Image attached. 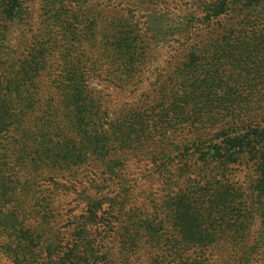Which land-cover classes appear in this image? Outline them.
<instances>
[{
	"label": "rangeland",
	"instance_id": "1",
	"mask_svg": "<svg viewBox=\"0 0 264 264\" xmlns=\"http://www.w3.org/2000/svg\"><path fill=\"white\" fill-rule=\"evenodd\" d=\"M25 1L30 18L24 23L11 24L6 37H0V60L6 61L14 56L18 66L29 59L37 46L42 50L45 47L51 49L48 51L50 53L45 52L47 63L37 79L39 86L30 85V93L22 96L24 100L27 97L24 104L32 106L29 112L26 111L29 116L22 118V129L28 126L30 119L35 120V106L47 111L50 116L61 114V88L65 86L66 73L72 66L71 60H77L78 57L83 66H87L84 69L90 70L86 75L88 88L94 90L92 98L104 106L102 112L106 111L105 119L111 131L131 121L132 111L143 115L146 110L149 116L151 109L162 102L167 104L172 101V95L177 96V89L191 93L187 101L192 100L190 104L196 105L194 109L189 106L187 110L186 106L181 113L171 114L179 120L180 125L174 121L172 126L151 128V132L140 143L133 142L135 146L145 144L140 151L134 149L132 144L123 151L120 133L116 135L119 140L114 137L116 140L110 152H103L104 156L100 155V160L93 157L94 161H91L90 157L86 164L80 166L53 170V174H50V170L36 174L33 194L40 202L48 203L50 226L57 229L65 227L66 214L74 208L75 213L80 212L75 201L77 195L95 181L98 185L107 186L101 194L114 200L112 207L106 205L98 214L104 224L93 229L92 234V241H98L101 246L100 254L111 259V264H153L152 260L163 264V259L243 264L240 260H246L247 254H250L248 264H264V219L260 216L255 217L249 226L250 240L239 247H233L228 239L223 238L214 245L204 247L183 243L175 228V210L179 200H187L189 204L206 194L201 188L214 192V187L221 184L235 186L248 193L257 177L256 164L253 159L249 160V156L229 161L216 155L207 161L206 154H209L210 147L198 152L194 140L197 137H202L204 141L214 138L229 121V112L238 122L251 116L258 120L261 129L264 127L261 123L264 114V0H260L258 6L252 9L243 10L241 14L236 13L214 22L205 20L206 5L212 0H162L147 5L135 0L132 3L64 0L72 25L75 22L71 12L76 10L84 22L104 18L96 28L93 23V31L88 32L91 45L85 51L84 48L72 52L66 49L68 40L63 35L57 30L51 33V28H47L48 17L53 14L49 12L60 7V0ZM109 4L116 5L110 9L112 13L106 9ZM4 5L8 6L4 0H0L1 19H5ZM126 11H132L130 17L141 28H148V20L144 17L157 14L156 23L160 31L147 35L144 42L146 50L139 51L136 56L139 66L136 80L133 81L135 86L130 85L121 91L118 87L122 81L114 78L123 79L125 73L112 75L118 65L110 57L102 55L98 28L101 23L113 21L110 18L112 15L126 18ZM188 24L191 34L185 42L184 37L178 36L177 32L187 30ZM51 40L55 44L50 43ZM32 83L34 81L28 84ZM216 105H221L216 119L218 124L197 122L207 120L205 117L212 115L210 111ZM238 105L239 109L236 110ZM226 107L228 110H224ZM13 108H19L18 101H14ZM64 115L63 111L60 117L57 116L63 133L66 125ZM187 117L200 124L192 127L183 123ZM84 129L86 138L93 141L95 135L92 128ZM65 133L69 134V131L65 130ZM147 136L153 139L150 143H147ZM72 137L77 140L76 136ZM121 153H124L123 156ZM120 156L125 160L123 178L110 179L105 176L107 164ZM208 199L207 195L202 201ZM190 209L195 211L192 207ZM144 222L162 228L158 234L159 247L156 249L144 248L145 242L147 244L145 237H141L137 245L132 244L135 235L128 236L126 233L128 227L136 225V230L140 231L139 226L144 227ZM214 228L227 229V224H223V227L215 224ZM0 260L2 264H11L1 255Z\"/></svg>",
	"mask_w": 264,
	"mask_h": 264
},
{
	"label": "trees",
	"instance_id": "2",
	"mask_svg": "<svg viewBox=\"0 0 264 264\" xmlns=\"http://www.w3.org/2000/svg\"><path fill=\"white\" fill-rule=\"evenodd\" d=\"M116 1L133 2V0ZM135 1L147 5L153 2L159 3L162 0ZM259 1L212 0L206 5L205 20L210 22L224 20L236 13H243V10L258 6ZM4 3L8 6L3 7L5 19H1L2 15H0V37L2 38L6 37L11 24L24 23L30 18L25 0H4ZM59 3L60 7L49 12L53 14L48 17L47 28H51V33L57 30L68 40L66 49L69 52L84 48L85 51L91 45L88 41V32L93 31L92 24L94 23L96 28L104 18L99 21L88 19L84 22L80 20L76 10L71 12L72 20L75 22L72 25L71 21L69 22V12L64 6V0H60ZM76 5H74L75 8ZM115 6L109 4L106 9L112 13L110 9ZM77 9L79 10L78 6ZM125 13L126 18L112 15L110 18L113 21L101 23L98 28L102 55L110 57L115 61L113 63L118 65L112 75L125 73L123 79L114 78L122 81V85L118 87L121 91L135 84L133 81L136 80L139 66L136 56L139 51L146 50L144 42L147 35L150 32L157 34L160 31L156 23L157 14L152 13L144 17L148 20V28H141L130 17L132 11ZM189 25L187 30L177 32L178 36L184 37L185 42L191 34ZM50 43L55 44L53 40ZM50 49L45 47L42 50L40 46H37L29 59L18 66L14 56L6 61L0 60L2 66L0 70L2 73L0 76V255L11 264H111V259L100 254L101 246L98 245V241H92L93 229L104 224L98 214L106 205L112 207L111 203L114 201L113 198L108 199L101 194L107 186L98 185L94 181L82 190L75 200L78 202L77 208L80 212L75 213L76 208L71 210L64 218L66 226L57 229L50 226L51 212H49L48 203L40 202L34 197L36 174L46 170H50V174H53V170L71 168L72 165L80 166L86 164L90 157L91 161H94L93 157L100 160L103 152H110L113 141L119 140L116 135L120 133H122L123 151L128 150L131 144L134 149L140 151L145 144L135 146L133 142L140 143L142 138H145L144 136L154 128H160L163 125L172 126L174 121L179 124V120L171 114L181 113L186 106L187 110L189 106L194 109L196 105L190 104L192 100L187 101L191 93L177 89V96L172 95V101L167 104L162 102L151 109L149 116L146 110L143 115L132 111L129 118L132 119L131 121L120 125L117 130L113 129L116 131H111L106 123V111L102 112L104 106L92 98L94 90L88 88L86 75L90 70L84 69L87 66H83L78 57L77 60H71L72 66L66 73L65 86L61 88L63 100L59 113L63 114L64 111V119H66L64 128L70 135L65 133V130L63 133L57 122V116L60 117L61 114L50 116L47 111L36 106L33 112L35 120L30 119L28 126L22 129L20 126L24 123L22 118L29 116L28 109L32 108L30 104H24L27 97L24 100L22 96L30 93V85L39 86L37 79L42 75L47 63L45 52L50 53L48 52ZM33 81L34 83L28 84ZM14 101L19 102V108H13ZM220 106L216 105L212 108L210 111L212 115L205 117L207 120L197 122L218 124L219 121L216 119L220 114L218 113ZM247 107L250 108L248 105ZM237 109L239 105L236 106ZM224 110H228V107ZM230 113L226 126L222 127L214 138L204 141L202 137H197L194 140V146L197 147L198 152L210 147L209 154H206L207 161L209 157L214 158L216 155L229 161H237L249 156V160L253 159L256 164L257 177L248 193L243 192L241 188L221 184L214 187V192L201 188L200 190L206 194L189 204L187 200H179L175 210V228L180 233L183 243L189 242L204 247L214 245L223 238L228 239L233 247H239L250 240L249 226L255 217L260 216L264 219V127L261 129V126L257 124L258 120L254 117L248 116L247 120L238 122ZM261 117V123L264 124V114ZM197 122L187 117L183 123L195 127L200 124ZM86 127L92 128L95 135L93 141L91 138L90 140L86 138L87 133L84 131ZM72 136H76L77 140ZM147 140V143H150L153 139L147 136ZM124 153H121L122 156ZM122 156L112 159L107 164L105 176L110 179L123 178L125 160ZM207 195L209 199L202 201ZM190 207L195 211H191ZM216 216L220 217L216 218ZM143 224L144 227L139 226L140 231L136 230L138 225L127 228L128 236L135 235L132 244L137 245L141 237L142 239L145 237L147 244L145 242L144 248L150 250L158 248L160 238L158 234L162 232V228H158L151 222ZM215 224H221V227L227 224V229L217 230L214 228ZM249 257L250 254H247L246 260L240 261L248 264ZM162 261L163 264H207L167 259ZM152 262L158 264L157 260ZM0 264H2L1 260Z\"/></svg>",
	"mask_w": 264,
	"mask_h": 264
}]
</instances>
